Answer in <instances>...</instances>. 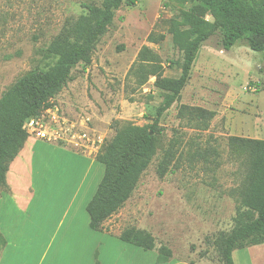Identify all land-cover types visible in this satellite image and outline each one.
<instances>
[{
  "label": "rangeland",
  "instance_id": "1",
  "mask_svg": "<svg viewBox=\"0 0 264 264\" xmlns=\"http://www.w3.org/2000/svg\"><path fill=\"white\" fill-rule=\"evenodd\" d=\"M101 3L0 0V98L29 71L52 67L56 60L46 50L54 38L68 21L86 15L85 6ZM169 3L136 0L133 7L123 5L96 43L90 64L77 65L47 104V109L58 108V124L49 125L63 129V140L47 144L69 151L37 143L29 156L33 164L17 171L22 183L14 196L8 186L0 191L7 264H155L161 247L172 253L167 264H222L221 238L240 213L249 211L243 204L248 165L232 155L228 140L253 139L264 130V58L243 41L225 52L219 33L202 46L188 86L161 118L155 154L130 199L103 225L102 232L116 237L126 230L148 233L154 250L144 252L114 238L91 252L78 238L59 246L64 226L57 228L59 215L48 212L70 206L87 216L86 206L104 171L97 155L122 126L147 128L155 119L163 92L155 87V78L138 87L129 72L146 47L158 58L163 79L179 77L182 54L168 31L169 21L178 18L165 7ZM181 106L213 112L214 118L181 116Z\"/></svg>",
  "mask_w": 264,
  "mask_h": 264
},
{
  "label": "trees",
  "instance_id": "2",
  "mask_svg": "<svg viewBox=\"0 0 264 264\" xmlns=\"http://www.w3.org/2000/svg\"><path fill=\"white\" fill-rule=\"evenodd\" d=\"M177 14L169 21L173 46L182 54L180 75L163 79L158 58L146 47L138 53L129 75L137 79L138 87L155 78V87L163 92L162 104L147 128L124 125L97 155L103 166V177L86 206L89 228L102 232L104 223L130 199L147 170L156 149V137L163 115L180 100L188 86L193 65L202 46L217 33L222 50L229 52L239 42L264 58V0H168ZM136 0H102L99 7L85 6L86 15L70 20L46 50L48 58L56 60L47 70L33 69L15 82L0 98V191L7 190L9 166L23 149L28 135L24 125L38 118L48 103L68 83L79 64L89 65L99 38L111 26L115 12L123 5L133 7ZM163 40V37H159ZM153 43L152 37L148 38ZM181 116L210 121L214 113L200 108L181 106ZM229 150L248 165L243 204L249 211L240 213L234 228L220 240L222 264H234L232 253L264 244V141L230 137ZM118 239L144 252L154 250L151 235L126 230ZM6 240L0 233V255ZM172 258L170 250H158L156 264H166ZM95 264H99L95 262Z\"/></svg>",
  "mask_w": 264,
  "mask_h": 264
},
{
  "label": "crops",
  "instance_id": "3",
  "mask_svg": "<svg viewBox=\"0 0 264 264\" xmlns=\"http://www.w3.org/2000/svg\"><path fill=\"white\" fill-rule=\"evenodd\" d=\"M260 133H261V136L255 137V138H253V140L264 141V130L260 131ZM30 141H33V145L30 144ZM37 143L45 144V146H47L46 148L50 149L51 151H55V152H57V151H63V152L69 151L65 148L58 147V146H55L52 144H47V143L39 141V140L28 139L27 142L25 143L23 149L21 150V152L18 154V156L15 158V160L11 163V165L9 167V171L6 175V183H7V186L9 187V191H10L9 195L14 196L15 187H16V185H18L19 182H21L20 181L22 179L21 175L17 174V171H19V169H22L26 165L30 168L31 163L33 164V158L31 157L29 159V156H30V151L32 152L33 149L37 147V145H36ZM89 159L91 160L92 163H96L93 159H91V158H89ZM10 179H11V181H10ZM29 183H30V181H29ZM30 185H31V183H30ZM33 187H34V184H33ZM4 196H8V195H4ZM3 201H4V198H3ZM3 201H2V203H3ZM2 203L0 204V207L2 206ZM48 210H49L48 211L49 214H51L52 212L55 211L54 213H57L56 215H59V221L57 224V228L61 229L64 226L63 232L58 237L59 238L58 239V245L59 246H62L64 244L67 245L68 243H71L72 240L78 238V240L81 239L83 241L82 244L85 245V247H86L85 250L89 249L91 252L94 249H96V247H98L99 245H107L111 241H115L114 239H118V237L111 236L107 232H94V231L90 230L89 225H88L89 224V217H88V215L85 216L84 215L85 213H83V214L81 213V215H80V209H76V208L73 209L72 207L67 206V207H63V208H51ZM116 242H117V240H116ZM119 242H120V244L121 243L125 244V243L121 242L120 240H119ZM232 259H233L234 264H264V244L252 246V247H249V248H246L243 250L234 251L232 253ZM154 260H155V264H156L157 255L154 257ZM94 262H95V260H94ZM116 263H117V259H116ZM0 264H7V261L5 260L4 255L2 256V253L0 255ZM70 264H78V263H77V261H74ZM101 264H103V262ZM177 264H187V263H177Z\"/></svg>",
  "mask_w": 264,
  "mask_h": 264
},
{
  "label": "built area",
  "instance_id": "4",
  "mask_svg": "<svg viewBox=\"0 0 264 264\" xmlns=\"http://www.w3.org/2000/svg\"><path fill=\"white\" fill-rule=\"evenodd\" d=\"M57 113V107L45 109L42 112L41 117L27 121V123L24 125L25 132L30 137L46 143H54L63 140L61 133L63 129L60 128V125L58 128H52L49 125L51 121H54L55 124H58ZM46 115H50L48 119H46Z\"/></svg>",
  "mask_w": 264,
  "mask_h": 264
}]
</instances>
